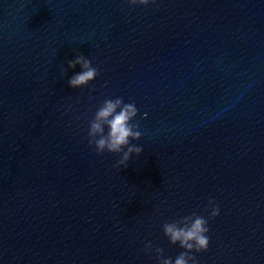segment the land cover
Returning <instances> with one entry per match:
<instances>
[{
  "label": "water",
  "instance_id": "95a60500",
  "mask_svg": "<svg viewBox=\"0 0 264 264\" xmlns=\"http://www.w3.org/2000/svg\"><path fill=\"white\" fill-rule=\"evenodd\" d=\"M116 97L127 167L88 145ZM209 198L199 264H264V0H0V264H158L146 243L175 258L162 225Z\"/></svg>",
  "mask_w": 264,
  "mask_h": 264
},
{
  "label": "clouds",
  "instance_id": "9594fccd",
  "mask_svg": "<svg viewBox=\"0 0 264 264\" xmlns=\"http://www.w3.org/2000/svg\"><path fill=\"white\" fill-rule=\"evenodd\" d=\"M130 6H148L155 4L156 0H127ZM68 68L75 69L77 65L80 71L68 79L67 84L71 88H84L88 86L99 74L98 68L93 66L91 59L83 54H77L74 59L67 61ZM138 115L135 102H124L122 97L104 99L96 108L93 118L88 122V145L94 147L97 155L104 152L115 153L119 159L113 167H127L128 161L133 155L139 156L143 147L132 143L141 138L139 123H133ZM208 215H197L193 212L178 220L166 222L162 230L172 245H179L183 251L173 257H165L163 249L153 248L149 241L145 250L155 253L158 264H199L194 253L205 252L209 246L208 221L220 214V208L213 198L208 199Z\"/></svg>",
  "mask_w": 264,
  "mask_h": 264
}]
</instances>
